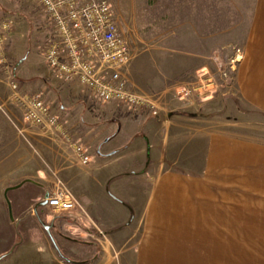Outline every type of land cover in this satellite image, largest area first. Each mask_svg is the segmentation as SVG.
<instances>
[{"label":"crops","instance_id":"1","mask_svg":"<svg viewBox=\"0 0 264 264\" xmlns=\"http://www.w3.org/2000/svg\"><path fill=\"white\" fill-rule=\"evenodd\" d=\"M200 19L201 23L203 18ZM6 22L11 25L3 50L11 68L9 74L26 93L37 94L48 103L72 132L74 140L87 146L91 163L84 167L83 173L89 174L93 163L100 165L99 157L107 155L102 151L106 146L113 158L125 154L145 161L146 157V166L111 168L105 176L113 189L114 181L117 183V196L126 194L129 199L125 203L115 196L117 203L123 206L118 219H129L133 213L135 228L138 227V218L144 220L142 227L148 235L143 243L131 249L136 253L137 264H264V143L238 139L230 133L198 129L180 148L181 153L192 151L203 142L204 162L201 167L195 168L194 159L191 157L190 162L184 153L181 160L173 161V164L181 161L184 165L181 169H167L168 156L175 151V146L169 143L170 132L173 125L186 118L181 113L188 111H168L166 106L158 117H154L147 112L130 113L116 103L97 102L75 83L57 77L46 65L43 51L47 41L42 42L39 49L34 48V53L30 51L23 55L20 39L27 26L30 33L34 26L45 27L50 33L52 29L47 16L33 0H0V27ZM203 25L201 27L215 31L208 32L204 38L207 49L197 52L195 57L205 62L201 61L194 69L214 70L229 64L233 79L228 93L222 95L225 111L234 118H245L252 111L264 116V0H224L222 6L208 8L206 25ZM103 109L112 115L108 118L109 124L99 120L97 113ZM195 111L189 110L186 115L195 120ZM183 135L178 134L176 138ZM113 141L114 145L109 146ZM19 170L13 168L10 171H23ZM7 173L5 166L0 171V191L4 192L7 204L9 191L27 183L40 188V193L32 197L37 205L50 190V176L47 180L43 169H38L37 181L19 174L12 179L6 176ZM131 174H141L144 180L127 183L125 180ZM21 183L23 185L17 187ZM125 188L129 191L124 192ZM140 190L144 193L141 194ZM172 193L179 194L177 199L181 201L177 202L184 204L177 211L185 216L189 214L190 243H182L183 231H179L182 228L176 231H173L175 228L170 231L165 228L159 234L161 237L180 236L178 241L174 240L175 244L151 243L152 237L158 235L157 230L164 228L160 220L164 211H168L169 199H174L169 198ZM140 195H144L141 202ZM76 200L85 221L95 224L82 203ZM9 213L11 223L15 224L19 218L12 217V210ZM34 214L31 213V219ZM2 218L8 220L5 214ZM105 222H108L110 231L105 232L104 238L109 239L114 250V240L118 242L124 232L114 235L113 213ZM35 224L39 229L40 224L36 221ZM48 250L50 253L54 251L50 244Z\"/></svg>","mask_w":264,"mask_h":264},{"label":"rangeland","instance_id":"2","mask_svg":"<svg viewBox=\"0 0 264 264\" xmlns=\"http://www.w3.org/2000/svg\"><path fill=\"white\" fill-rule=\"evenodd\" d=\"M105 1L110 3L120 33L130 48L131 61L125 71L133 90L140 94L164 92L166 93L165 107L169 108L168 111L175 109L176 112L188 111L181 113L186 118H182L181 122L173 125V130L170 132L169 143L175 146V151L168 156L167 169H181L183 163L179 161V164H173V161L181 160L180 157L185 154L190 162L191 157L194 159L195 168L201 167L204 162L203 142H200L192 151L181 153L180 148H183L191 134L198 129L230 133L238 139L247 138L264 143L263 115L252 111L245 118H234L223 108L222 95L228 93L233 79L229 64L214 70L196 71L194 69L202 61L195 57L196 53L205 52L207 49L204 38L208 32L215 31L201 27V24L206 25L207 10L214 9V6H222L224 0ZM200 18H203L201 23ZM31 30L30 33L27 26L20 39L23 55H27L30 51L34 53V48L39 49L42 42L50 38V32L45 27L34 26ZM3 54L6 58L4 51ZM204 62L203 60L202 63ZM7 64L9 66L8 61ZM10 70V66L4 69L3 65H0V171L7 166V177L13 179L19 174L20 177H28L26 179L34 181L39 180L38 169L45 171L47 180L49 176L51 180L53 173L57 174L70 193L82 203L95 224L85 221L80 209L72 215L59 216L49 209L37 208V202H33L32 197L40 193V188L31 183L13 189L7 195L12 217L19 218L15 224H12L4 192L0 191V263L137 264L134 258L136 253H133L131 249L143 243L148 235L142 227L144 220L138 218V227L135 228L133 213L129 219H118L119 213H123V206L117 203L116 198L125 203L129 199L126 194L117 196L115 188L117 183L114 181L113 189L105 176L111 168L120 170L130 165L146 166V157L145 161L133 155L125 156V154L113 158V155H109L111 152L109 147L106 146L102 148V151L107 155L99 157L100 165L93 163L89 174L83 173L85 166L78 163L72 150L64 145L59 137L42 132L40 128L26 120L22 104L8 85ZM201 80L206 81L204 82L206 85L214 86V88L209 87L212 99L197 101L193 106L185 104V107L184 104L176 101L173 93H167V90L173 88L175 84L185 83L186 89ZM209 82L211 83L208 84ZM20 94H28L22 86ZM173 103L178 104L173 105ZM193 109L197 110L195 120H191L186 115H189V110ZM97 114L99 120L109 124L108 118L111 114L108 111L103 109ZM181 133L184 134L183 137L177 139L176 137ZM110 145L113 146L114 141ZM13 168H20L19 171H23H10ZM74 179L77 180L72 182ZM140 180H144L141 174H131L125 181L128 183ZM50 188L49 185L48 189ZM127 191H129L128 188H125L124 192ZM140 191L141 194L144 193V190ZM173 194L169 195V198L174 199H169L168 211L165 210V214L161 216L160 222L164 224V228L157 230L158 235L152 237L151 243L175 244L174 240H179L180 236H159L163 229L166 230L165 228L167 231L171 228H175L173 231L182 228L179 230L183 231L182 243H190L189 214L185 216L177 211L184 204L177 202L181 201L177 199L180 197L179 194ZM143 198L144 195H140L139 202ZM36 209L38 214H34L35 217L31 219V213L33 214ZM111 213L114 214V235L117 236V232H124L121 235L122 238L118 240L120 244L114 240V250L110 247L109 239L104 238L105 232L110 231V228H107L108 222L105 221L110 219ZM3 214L8 216V220L2 218ZM51 220L54 221L50 224ZM35 221L40 224L39 229ZM52 224L55 226L53 225L50 232L43 228V225ZM49 244L54 249L51 253L48 250ZM121 244H124V247H121ZM166 255L173 256V254Z\"/></svg>","mask_w":264,"mask_h":264},{"label":"built area","instance_id":"3","mask_svg":"<svg viewBox=\"0 0 264 264\" xmlns=\"http://www.w3.org/2000/svg\"><path fill=\"white\" fill-rule=\"evenodd\" d=\"M33 2L42 9L51 24L50 38L44 45L43 56L46 65L57 77L75 83L97 102L116 103L130 113L147 112L158 117L165 110L166 93L140 94L130 86L125 70L131 61V52L120 33L110 3L105 0ZM10 28L8 22L0 27V65L4 69L8 68L3 50ZM8 79L9 87L23 106L26 120L42 132L59 137L72 150L78 163L88 166L91 156L87 146L74 140L72 132L53 113L51 106L37 94L21 95L20 83L11 74ZM204 82L201 80L186 89L185 83L175 84L167 93H173L176 101L185 107L188 104L193 106L197 101L213 98L209 87L214 86ZM50 186L43 199L47 204L41 208L59 216L72 215L80 209L76 198L55 173L52 174Z\"/></svg>","mask_w":264,"mask_h":264},{"label":"water","instance_id":"4","mask_svg":"<svg viewBox=\"0 0 264 264\" xmlns=\"http://www.w3.org/2000/svg\"><path fill=\"white\" fill-rule=\"evenodd\" d=\"M23 185V183H21L20 185H18L17 187H20V186H22ZM10 189H12V188H10ZM10 189H8L7 191H6V193L10 190ZM47 203L45 202V201H42L40 204H38L37 205V208H40V207H43V206H45ZM8 207H9V210L11 211V205H10V202L8 201ZM34 213L35 214H38V211H37V209L34 211ZM12 218V217H11ZM13 219V218H12ZM43 228L47 231V232H50V229L52 228V225H49V226H47V225H43Z\"/></svg>","mask_w":264,"mask_h":264},{"label":"flooded vegetation","instance_id":"5","mask_svg":"<svg viewBox=\"0 0 264 264\" xmlns=\"http://www.w3.org/2000/svg\"><path fill=\"white\" fill-rule=\"evenodd\" d=\"M54 225V224H53Z\"/></svg>","mask_w":264,"mask_h":264}]
</instances>
